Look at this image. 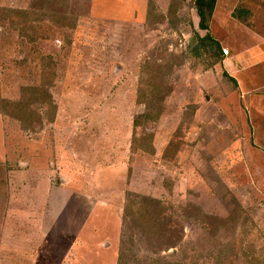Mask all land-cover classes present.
I'll return each mask as SVG.
<instances>
[{
	"label": "rangeland",
	"instance_id": "obj_1",
	"mask_svg": "<svg viewBox=\"0 0 264 264\" xmlns=\"http://www.w3.org/2000/svg\"><path fill=\"white\" fill-rule=\"evenodd\" d=\"M208 23L194 0H0V264H264V127Z\"/></svg>",
	"mask_w": 264,
	"mask_h": 264
},
{
	"label": "crops",
	"instance_id": "obj_2",
	"mask_svg": "<svg viewBox=\"0 0 264 264\" xmlns=\"http://www.w3.org/2000/svg\"><path fill=\"white\" fill-rule=\"evenodd\" d=\"M242 2L247 8L237 9ZM213 12L218 27L230 33L229 45L217 42L220 48L233 52L224 57L219 50L221 65L236 84L237 100L244 103L249 130L259 132V127H264V0H217Z\"/></svg>",
	"mask_w": 264,
	"mask_h": 264
},
{
	"label": "trees",
	"instance_id": "obj_3",
	"mask_svg": "<svg viewBox=\"0 0 264 264\" xmlns=\"http://www.w3.org/2000/svg\"><path fill=\"white\" fill-rule=\"evenodd\" d=\"M216 1L217 0H194V3L196 5L197 15L199 18V25L198 26H199L200 30L208 32V30H209V25H208L209 23L208 22L212 17ZM203 40L208 41V43H210L211 46H214V48H217L218 51L220 50L219 43L216 40H214L212 37H210L208 33L205 34V37L203 38ZM27 92H29V90ZM142 93H143V88H140L139 89L140 97H141ZM150 100H152L153 103L158 101V100L157 101L153 100L152 97H150L148 99V101H150ZM146 106L149 107L150 105H148V103H147V104H145V108H147ZM2 109L3 108H1V110ZM15 117H16V115H15ZM143 117H144V115L139 116V118L144 119ZM141 140L142 141H140L138 143H136L137 142L136 139L133 141V144L130 146L131 152H136L139 149L146 151L148 149V139L144 138ZM151 151H152V146H151ZM153 205L154 204L150 203V200L148 199V197L136 195L134 193H128L127 194V198L125 199V205H124L125 210H128V208L130 210L129 216H136V217H134V221H133L135 227L139 228L141 233L146 234V232H148L150 234V236H148V237L152 241L154 240V238H156V236H157V238H159L160 231H161V230H159L158 227L156 228V226H154L155 223H153L152 219L149 220V218H151L149 211L151 210V208H152L151 206H153ZM127 217H128V215H127ZM147 220L150 221L153 225L150 226L149 223L147 224L146 223Z\"/></svg>",
	"mask_w": 264,
	"mask_h": 264
},
{
	"label": "built area",
	"instance_id": "obj_4",
	"mask_svg": "<svg viewBox=\"0 0 264 264\" xmlns=\"http://www.w3.org/2000/svg\"><path fill=\"white\" fill-rule=\"evenodd\" d=\"M223 54L224 55H227L228 54V51L227 50H222Z\"/></svg>",
	"mask_w": 264,
	"mask_h": 264
}]
</instances>
